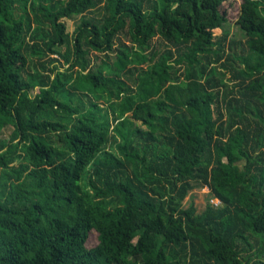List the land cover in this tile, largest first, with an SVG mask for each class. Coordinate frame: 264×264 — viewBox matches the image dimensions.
<instances>
[{"label":"trees","instance_id":"trees-1","mask_svg":"<svg viewBox=\"0 0 264 264\" xmlns=\"http://www.w3.org/2000/svg\"><path fill=\"white\" fill-rule=\"evenodd\" d=\"M226 2L0 0V264H264V0L243 39Z\"/></svg>","mask_w":264,"mask_h":264},{"label":"rangeland","instance_id":"rangeland-1","mask_svg":"<svg viewBox=\"0 0 264 264\" xmlns=\"http://www.w3.org/2000/svg\"><path fill=\"white\" fill-rule=\"evenodd\" d=\"M240 2L241 0H227L226 4L228 5H232L234 7L233 13H232V20L228 23H226L224 29L230 32V37L235 38V39H243L245 36L243 35L242 31L240 30V28L236 25L235 23V17L238 14V9L240 6ZM86 15H90V16H97L98 13H88ZM79 17L80 16H75L72 19H64L65 23H66V31L71 32L75 25L79 22ZM220 32V31H218ZM26 40L29 43H32V41L26 37ZM52 56L54 57H58L57 55L53 54ZM50 57L48 56H44L42 58V60L47 61ZM60 62H63V59H60ZM47 65H49V63H47ZM60 67L64 68L66 67V65L64 63H62V65H60ZM31 93H37V89H34L33 91H31ZM12 133V127H7L3 130L0 138L5 139L8 138L10 136V134ZM209 189L207 187H197L192 189L186 199H185V205H188L190 202H193L196 206L198 211H202L205 209V204L206 202L209 200L211 202H214L217 204L218 200L217 199H209Z\"/></svg>","mask_w":264,"mask_h":264},{"label":"built area","instance_id":"built-area-1","mask_svg":"<svg viewBox=\"0 0 264 264\" xmlns=\"http://www.w3.org/2000/svg\"><path fill=\"white\" fill-rule=\"evenodd\" d=\"M219 203V200H218V202H217V204Z\"/></svg>","mask_w":264,"mask_h":264}]
</instances>
